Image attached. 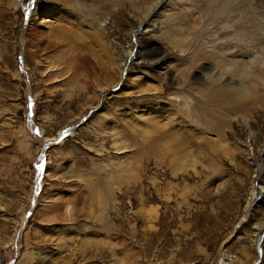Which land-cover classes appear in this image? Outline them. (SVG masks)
<instances>
[{
	"label": "rangeland",
	"instance_id": "1",
	"mask_svg": "<svg viewBox=\"0 0 264 264\" xmlns=\"http://www.w3.org/2000/svg\"><path fill=\"white\" fill-rule=\"evenodd\" d=\"M223 2L0 0V264H264V226L257 237L253 228L264 219V41L249 23L264 15V0H234L219 13ZM46 6L74 13L76 21L61 24L67 36L39 25L41 14L30 20ZM103 21L105 41L126 63L117 84L91 69V49L108 61L88 35ZM223 59L246 68L251 60L248 83L223 74L216 63ZM210 75L218 82L209 84ZM223 81L263 86L258 98V89L249 92L248 110L219 87ZM98 83L110 88L98 94ZM158 105L164 112L156 116ZM227 107L235 109L230 116ZM206 119L220 134L205 133ZM185 123L204 139L191 147L198 148L196 174L174 175L167 149L188 133ZM48 169L64 182L48 178ZM67 181L83 209L73 222L49 224L40 200L68 193Z\"/></svg>",
	"mask_w": 264,
	"mask_h": 264
},
{
	"label": "bare ground",
	"instance_id": "2",
	"mask_svg": "<svg viewBox=\"0 0 264 264\" xmlns=\"http://www.w3.org/2000/svg\"><path fill=\"white\" fill-rule=\"evenodd\" d=\"M233 1L234 0H228V3H233ZM228 3H226V4H224V2H223V6L221 7V9H220V12L219 13H221L222 12V10H224L226 7H227V5H228ZM231 3V4H232ZM49 6V5H48ZM151 9V8H150ZM39 14H41V15H43L44 16V18H42L43 20H41L38 24L39 25H41V26H43V27H45V28H48V30H49V33L51 34V32H50V30L51 31H54L55 32V34L57 33V35L58 34H63V35H66L67 33H69L68 31H69V29L66 31V29L64 28V26L63 25H61V24H63V22L64 23H66V21H76V17L74 16V13H72V11L71 10H69V9H67V8H65V7H56V9L55 8H52V7H47L46 6V9H44V8H38L37 10H34L32 13H31V21L33 20V21H37L38 22V20H37V17H38V15ZM252 17V16H251ZM79 20V19H78ZM250 22H249V20H248V22L251 24V27L253 26V27H256V30H257V32H261V35H262V38H263V40L262 41H264V15H260L259 14V12L256 14H254V16H253V18L251 19L250 18ZM247 22V23H248ZM252 22V23H251ZM32 23V22H31ZM56 24V23H58V24H56V26H54V24ZM248 23V24H249ZM103 25H105V21H103L102 23H100V24H98L96 27H95V32H93V34L91 33V34H88V35H92L93 36V38H92V41H95V43L97 44V45H99L100 46V49H101V51L103 52V53H105L106 55H107V59H108V61H107V63L105 64H103L102 62H101V60H98V57H95V56H93L94 55V52H93V50L91 49V53H90V56H92V58H93V60H94V63L93 64H91V69H92V71L95 73V71H96V69H98L101 73H103L104 75H107L108 77H109V81H111L112 79H113V82L112 83H114V84H117L118 82H120V81H122V79H123V68H124V66H125V64L126 63H122V59H120V57L118 56V54H116L115 52H114V50L110 47V45H109V43H107L106 41H105V37H103V32H104V29H103ZM59 26V27H58ZM36 27V26H35ZM42 27V28H43ZM67 27V26H66ZM35 29V28H34ZM185 29V32L188 30V29H186V28H184ZM49 33H47V35L49 34ZM34 34V33H33ZM36 34V33H35ZM53 34V33H52ZM72 34V33H71ZM74 34V33H73ZM37 35V34H36ZM59 36V38L61 37V38H63L62 36ZM260 35V36H261ZM33 36V35H32ZM50 36V35H49ZM48 36V37H49ZM67 36V35H66ZM73 36V35H72ZM71 36V37H72ZM76 36V35H75ZM47 37V36H46ZM50 37H52V36H50ZM49 37V38H50ZM36 38V37H35ZM58 38V37H57ZM69 38V37H68ZM81 38V37H80ZM175 37H171L170 39H168V41L171 43L173 40L172 39H174ZM37 39V38H36ZM189 37L187 38V36L186 37H184V38H180V41H181V43L179 42V43H177L178 41H176V43H177V46H180V45H183L185 42H188L189 40ZM59 40V39H58ZM81 40H82V38H81ZM84 40V39H83ZM128 40H129V44H131V42H132V36L129 34L128 35ZM178 40V39H177ZM60 41H61V39H60ZM65 42H66V38H65ZM38 43V42H37ZM62 44H64V43H62ZM172 45H174V42L173 43H171ZM36 46H39V45H36ZM87 46V45H86ZM183 46H185V44L183 45ZM66 47V46H65ZM39 48V47H38ZM181 48V47H180ZM179 48V49H180ZM183 48V47H182ZM40 49V48H39ZM38 49V50H39ZM64 49V48H63ZM69 49V48H68ZM67 49V50H68ZM66 50V51H67ZM234 50V49H233ZM29 51V50H28ZM42 51V50H41ZM62 51V50H61ZM65 51V52H66ZM69 51V50H68ZM232 51V50H231ZM39 52V51H38ZM70 52V51H69ZM101 52V53H102ZM44 53V52H43ZM72 54L74 53V52H71ZM85 53H86V51L85 50H82V51H80V56H81V58H83L84 56H86L85 55ZM102 53V54H103ZM234 53V52H233ZM35 54H36V52H35ZM34 54V55H35ZM40 54V53H39ZM47 54V53H46ZM60 54V53H59ZM64 54H66V53H64ZM235 54H237V58H238V56L239 57H241V56H243L242 54H241V51L239 52H237V53H235ZM74 55V57H76L75 56V54H73ZM38 56H40V55H38ZM130 57V53L128 52L127 53V57ZM79 57V56H78ZM199 57H201V55H199ZM219 57V56H218ZM221 57V56H220ZM91 58V59H92ZM209 58H212L211 57V55L210 54H208V55H202V57H201V59H209ZM215 58V57H214ZM213 58V59H214ZM221 58H223V57H221ZM242 58V57H241ZM215 59H217V58H215ZM239 59V58H238ZM46 68L47 69H49L50 71L52 70V69H54L53 67V64H52V62L50 61V60H48V58H46ZM70 60V59H69ZM224 61H219V62H216L217 63V68L223 73V74H227V75H231V76H234V77H236V78H240V80L241 81H243L244 83H248V81H249V79L251 78V76H252V71H251V69H252V67H253V62L250 60L249 61V67L250 68H246V66L243 64V62H241L240 60H236V61H231V62H225V59H223ZM242 60V59H241ZM66 61V60H65ZM87 61V60H86ZM68 62V61H67ZM64 63V62H63ZM64 64H66V62L64 63ZM71 64V63H70ZM69 65V64H68ZM248 66V65H247ZM71 69H73L74 67H70ZM254 68V67H253ZM75 69V68H74ZM66 70H68V69H66ZM56 71H58V69H56ZM71 71V70H70ZM102 74V75H103ZM258 74H259V78L258 79H260V78H264V69H262V70H259L258 71ZM93 75V74H92ZM71 75H69L68 77H70ZM79 76L81 77V75L79 74ZM94 76V75H93ZM67 77V78H68ZM89 77V76H88ZM88 77H86V78H88ZM105 77V76H104ZM209 78V81H208V83L209 84H214V82L215 83H217L218 82V79H214L213 78V76L212 75H210V76H208ZM72 78H74L73 77V74H72ZM94 78V77H93ZM183 78H186L185 76L183 77ZM220 78H222V77H220ZM54 79V78H53ZM65 79V78H64ZM70 79V78H69ZM90 79V78H89ZM96 79H97V77H96ZM74 80V79H73ZM87 80V79H86ZM93 80V79H92ZM102 80V79H101ZM105 80H106V78H105ZM107 80V81H108ZM221 80V79H220ZM262 80H264V79H262ZM96 81H100V80H96ZM182 81H183V79H182ZM187 81V80H186ZM185 81V82H186ZM261 82V81H260ZM259 82V83H260ZM86 83V82H85ZM112 83H110V84H112ZM187 83V82H186ZM185 83V84H186ZM263 83V82H262ZM93 84V83H92ZM95 84V83H94ZM100 84H103V83H100ZM99 83L98 84H96L97 85V87H96V89H98V91H99V93L98 94H100V93H102V92H105V91H107L109 88H110V86H108V84L107 85H104V86H102V85H100ZM261 86H263V84H258L257 83V86H256V84L255 85H253V86H251L250 87V89L248 90V89H246L245 87L244 88H242V87H236V86H233V85H230L228 82H225V81H223V82H221V84H220V88H223V90L225 89V90H227L229 93H232L233 95H234V97H235V101H236V103L235 104H237V106H238V104L240 105V107L239 108H241V105L243 106L242 107V109L243 108H247L248 107V110H249V106L248 105H251V103H248L247 105H246V103L247 102H251V101H253L254 99H255V97H251L250 95H249V92L250 91H252L253 92V90H255V89H258V90H256V91H254V93L256 94V98H258L260 95H259V91L261 90L259 87H261ZM83 88H85V87H83ZM86 90V89H85ZM155 91L156 90H158L157 88H155L154 89ZM222 90V89H221ZM84 91V90H83ZM144 91H150L148 88L147 89H145ZM153 91V90H152ZM157 92V91H156ZM193 92V91H192ZM194 96H196L197 97V99H199L200 98V96L198 95L199 93L197 92V91H195L194 90ZM225 92V91H224ZM96 93V92H95ZM97 94V93H96ZM152 94H155V93H152ZM204 94V93H203ZM228 94V93H227ZM231 94V95H232ZM156 95V94H155ZM201 95V94H200ZM86 97V96H85ZM233 99V98H232ZM237 99V100H236ZM261 99V98H260ZM96 100V101H95ZM201 100V99H200ZM218 100V99H217ZM262 100V99H261ZM91 101L92 102H96L95 104H97L98 103V98H97V96L96 97H92L91 98ZM202 101V100H201ZM232 102H234V101H232ZM222 104V103H221ZM258 104V103H257ZM263 104V103H262ZM91 106H89L90 108H92V103L90 104ZM251 106H254V105H251ZM219 108H221L222 109V112H223V109L224 108H222V105L219 107ZM255 108V107H254ZM160 111H162V113L164 112L163 111V107L161 108V106L160 105H158L157 107L156 106H154V108H153V115H156V116H158V113H160ZM254 111V110H253ZM256 111V110H255ZM254 111V112H255ZM235 112V109H232V108H228L227 107V109L225 110V114L223 113V115H225V116H230V114H232V113H234ZM175 114V113H174ZM173 114V116H171L173 119L175 118V120H178L179 118V116L177 117V115L175 114L174 115ZM229 114V115H228ZM223 115H221V117L223 116ZM171 118V119H172ZM209 118V117H208ZM170 119V121L169 122H171V121H173V120H171ZM245 120V119H244ZM182 121V120H181ZM217 124V123H216ZM227 123H225V121L222 123V126H225ZM156 125H158V124H156L155 123V126ZM184 125V124H183ZM182 125V126H183ZM155 126H153L154 128H155ZM158 126H160V125H158ZM201 126H203L204 127V130H205V133H207V132H211V133H213V132H218L219 134H220V132L219 131H217V127L215 128V125H213L212 124V122L209 120V119H206L204 122H202L201 123ZM185 127H186V129H187V131H188V133H186L185 135L184 134H181L182 136H180V135H176V136H178V137H180V138H177L176 136V138H171V140H169V141H172V139H174V141H175V145L173 146L174 147V149H167V151L169 152V151H172L173 152V154H172V157H170V161H169V163H168V165H169V168L170 169H172L171 171H172V173L175 175L176 174V171H178V170H180V172H181V170H189V171H191L192 173H194V174H196V165H197V163H198V161H199V155H197V149L198 148H191V147H193V145H195V146H197L198 144H200L199 143V141L198 140H200V141H202L203 139H204V137H203V134H202V136H198V137H196L195 136V134H198L197 132H196V127H194V126H192V125H190V124H188V123H185ZM161 129V128H160ZM149 132H145V134H148ZM161 134H165L164 135V138H165V136H173V134L171 133V132H163V133H161ZM218 134V135H219ZM111 136L113 137V139H112V143H113V145H115L116 146V148H117V150H120V149H122V148H120L119 147V141H118V136H117V134H114V133H112L111 134ZM164 138L162 139L163 141H164ZM173 141V142H174ZM162 142V141H161ZM173 142H172V144H173ZM118 143V144H117ZM157 143V142H156ZM155 143V144H156ZM165 143H167V142H165ZM165 143H164V145H165ZM171 146V144H169V147ZM154 147H156V146H154ZM163 148V145L162 146H160V148ZM167 147V146H166ZM171 148V147H170ZM164 149V148H163ZM189 149H192V150H189ZM210 152L212 151H216V149H215V147H210ZM160 152H161V150H160ZM172 152H170V153H172ZM141 153V156L142 155H144L143 154V151L142 152H140ZM166 154H168V153H166ZM145 156V155H144ZM167 156V155H166ZM170 156V155H169ZM169 158V157H168ZM47 174H48V178H50V179H54V181H57V182H59V181H62V180H60V179H63L64 180V176H63V174H61V176H58L57 175V173L55 172H51L49 169L47 170ZM175 172V173H174ZM179 172V171H178ZM178 172H177V174H178ZM184 172V171H183ZM172 174V175H173ZM176 174V175H177ZM173 175V176H174ZM71 177H73V176H71L70 175V178ZM174 178V177H173ZM59 180V181H58ZM53 181V182H54ZM64 181H62V183H63ZM71 182V181H70ZM60 183V182H59ZM51 184H53V183H51ZM64 186L67 188V190L69 191L68 193H67V191H66V193L64 192V191H60V192H58V193H54V191H55V189H54V186H51L50 187V190L49 191H51V192H53L54 194H48V195H45V196H42V198H41V204H42V206H44V210H45V212L47 211V213H48V218H46V219H48L47 220V223H52V222H54V221H56V222H58V220H59V223H65V222H73V221H75V220H77V218H78V216L80 215V213H81V210L80 209H83V203H81V204H76V200H72V198H70V196H72V194H69V193H71V189H73L74 187H75V184L74 185H71L70 183H69V181H67V182H65L64 183ZM48 191V192H49ZM74 192V191H73ZM261 195H260V198H261V200H263L264 201V195H263V193H264V188H262V190H261ZM60 193H64V196H67V198H65V197H61L60 196ZM78 196H79V194H78ZM76 199V198H75ZM105 212V211H104ZM46 216H47V214H45ZM263 215V214H262ZM49 223V224H50ZM53 225V224H52ZM263 226H264V219H263V221H262V223H261V225H259V226H254L253 228H254V232H255V237H257L258 236V232H259V230L260 229H262L263 228ZM55 228H56V226H54ZM62 240H64L63 238H62ZM58 241H60V240H58ZM65 241V240H64ZM58 243H60V242H58ZM57 243V244H58ZM259 242H258V240H256V238H254L253 239V245L256 247V245L258 244ZM56 244V245H57ZM58 246V245H57ZM59 247H61L60 245H59Z\"/></svg>",
	"mask_w": 264,
	"mask_h": 264
},
{
	"label": "snow or ice",
	"instance_id": "3",
	"mask_svg": "<svg viewBox=\"0 0 264 264\" xmlns=\"http://www.w3.org/2000/svg\"><path fill=\"white\" fill-rule=\"evenodd\" d=\"M39 2V0H37V3ZM67 133H62L61 136H65ZM43 168H44V165H43V162H41L40 164H37L36 165V169H37V172L38 173H41L43 171Z\"/></svg>",
	"mask_w": 264,
	"mask_h": 264
}]
</instances>
